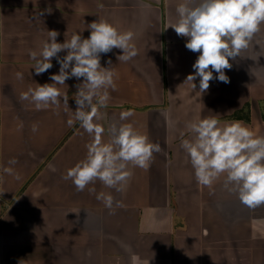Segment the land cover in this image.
<instances>
[{
    "label": "crops",
    "instance_id": "1",
    "mask_svg": "<svg viewBox=\"0 0 264 264\" xmlns=\"http://www.w3.org/2000/svg\"><path fill=\"white\" fill-rule=\"evenodd\" d=\"M184 2L0 0V264H264V205H243L224 187L226 174L211 187L200 185L181 147L194 136L186 125L205 117L221 126L238 121L264 136V56L254 61L264 49V26L242 58L230 61V83L214 79L200 94L199 78L193 91L184 83L199 53L168 27ZM99 19L132 32L137 55L128 62L117 59L120 49L101 55L102 67L112 62L115 89H108L107 119L98 123L106 129L108 122L130 123L161 147L149 168L131 169L123 192L100 181L77 191L63 178L92 142L78 122L67 123L82 78L58 85L68 105L61 98L59 105L37 109L21 99L37 84L53 83L50 76L59 72L53 58V67L36 75L29 55L40 52L48 31L59 32L58 43L76 32L88 38L87 25ZM236 113L239 118H229ZM103 139H110L107 131ZM13 158L17 163L9 165ZM100 192L119 206L107 208L96 198Z\"/></svg>",
    "mask_w": 264,
    "mask_h": 264
},
{
    "label": "clouds",
    "instance_id": "2",
    "mask_svg": "<svg viewBox=\"0 0 264 264\" xmlns=\"http://www.w3.org/2000/svg\"><path fill=\"white\" fill-rule=\"evenodd\" d=\"M176 12L177 21L168 27L174 29L177 36L187 38L188 50L199 53L192 65L194 73L189 74L184 83H190L193 91L197 87L193 81L199 78L200 94L209 89V82L214 79L230 83L225 74L226 69H232L230 61L242 58L241 54L252 46L264 26V0H185L177 6ZM87 27L90 29L88 38L76 32L63 43L57 42L58 31H48V39L40 52L30 51L29 55L35 61L36 75L51 69L53 58L60 65L59 72L50 76L53 83L37 84L35 89L23 93L21 99H30L37 109L59 105L61 98L68 105L69 96L67 92L62 95L58 85H65L70 78H82L83 83L76 86L74 94L77 107L67 123L71 127L78 122L92 137V142L86 146L85 158L68 169L63 178L70 179L77 191H84L100 181L109 189L123 192L133 175L131 169L149 168L154 153H159L161 147L130 123L108 122L107 129L98 123L107 119L102 110L108 106V89H115L112 62L108 60L109 67H102L101 55L120 49L123 54L117 59L128 62L137 55V50L132 43V32L121 33L106 20L93 21ZM61 52H66L63 58L58 56ZM260 56H264V49L257 53L254 61ZM253 69L250 74L256 76ZM17 76L23 78L20 73ZM131 115L130 111L124 112L120 119L126 120ZM186 127L194 136L182 139L181 147L189 157L197 182L211 187L226 174L224 187L236 194L243 205L249 209L264 205V136L254 134L238 121L221 126L215 117L189 122ZM32 130L37 131V125L34 124ZM106 131L110 137L108 142L103 139ZM8 163L15 165L17 161L13 158ZM4 172L11 174L12 168L5 167ZM88 190L96 191L95 188ZM96 198L109 209L114 204L119 206L111 194L100 192Z\"/></svg>",
    "mask_w": 264,
    "mask_h": 264
},
{
    "label": "trees",
    "instance_id": "3",
    "mask_svg": "<svg viewBox=\"0 0 264 264\" xmlns=\"http://www.w3.org/2000/svg\"><path fill=\"white\" fill-rule=\"evenodd\" d=\"M248 107H249V104L248 105H246V108L245 109H247L248 110ZM230 119H237V118H239V114L238 113H236V114H234V115H232V116H230L229 117Z\"/></svg>",
    "mask_w": 264,
    "mask_h": 264
}]
</instances>
